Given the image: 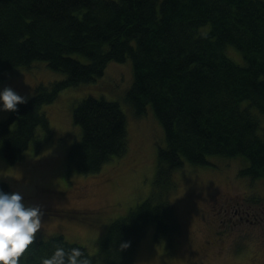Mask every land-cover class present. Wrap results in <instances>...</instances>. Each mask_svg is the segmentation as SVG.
<instances>
[{
	"label": "trees",
	"instance_id": "trees-1",
	"mask_svg": "<svg viewBox=\"0 0 264 264\" xmlns=\"http://www.w3.org/2000/svg\"><path fill=\"white\" fill-rule=\"evenodd\" d=\"M127 58L133 82L125 99L139 117L151 106L165 136L150 194L109 224L95 254L56 234L37 237L23 264H39L56 244L81 248L92 264H133L150 227L169 243L180 228L174 173L186 163L239 158L242 176L264 178V0H0V81L36 61L65 74L37 84L27 104L0 119V154L15 163L32 144L39 150L55 135L44 106ZM73 119L81 137L67 150L69 171L96 174L127 154L128 117L118 101L87 95ZM0 189L13 191L2 180Z\"/></svg>",
	"mask_w": 264,
	"mask_h": 264
},
{
	"label": "rangeland",
	"instance_id": "rangeland-1",
	"mask_svg": "<svg viewBox=\"0 0 264 264\" xmlns=\"http://www.w3.org/2000/svg\"><path fill=\"white\" fill-rule=\"evenodd\" d=\"M226 53L235 62H244L235 46L228 45ZM64 77L46 62L36 61L28 69L10 71L0 88L10 86L31 97L37 84ZM132 82L131 58L109 62L103 76L63 89L44 106L55 133L52 140L39 150L32 144L25 158L15 163L0 154V180L20 192L27 205L39 204L46 211L37 237L63 234L95 254L109 224L150 194L165 136L151 106L139 117L126 101ZM87 95L118 101L128 117L127 154L96 174L69 171L66 157L69 146L81 137L73 108ZM9 114L0 112V119ZM211 162L208 166L186 163L175 171L177 188L171 197L180 219L179 232L168 243L157 240L150 227L133 264H264V212L255 215L264 209V178L242 176L244 162L239 158L213 157ZM236 209L239 214L234 215ZM245 209L250 217L241 219L240 211Z\"/></svg>",
	"mask_w": 264,
	"mask_h": 264
},
{
	"label": "clouds",
	"instance_id": "clouds-1",
	"mask_svg": "<svg viewBox=\"0 0 264 264\" xmlns=\"http://www.w3.org/2000/svg\"><path fill=\"white\" fill-rule=\"evenodd\" d=\"M10 86L0 88V112H16L18 105L27 104ZM44 212L39 204L27 205L20 192L0 189V264H23L25 254L41 232ZM129 247L128 243L121 248ZM39 264H92L79 247L54 245L51 255L41 257Z\"/></svg>",
	"mask_w": 264,
	"mask_h": 264
},
{
	"label": "flooded vegetation",
	"instance_id": "flooded-vegetation-1",
	"mask_svg": "<svg viewBox=\"0 0 264 264\" xmlns=\"http://www.w3.org/2000/svg\"><path fill=\"white\" fill-rule=\"evenodd\" d=\"M234 212H235L234 215L239 214V210H238V209H236ZM240 212H241V213H240L239 216H240L241 219H243L245 216H249V215H250V210H249V209H245L244 211H240ZM263 212H264V209H263V210L261 209L260 211H256V212H255L256 217H258V215L262 214ZM243 213H244L245 215H244ZM231 217H232V216H231ZM231 217H230V218H231ZM249 217H250V216H249ZM260 217H261V216H260ZM230 220H231V219H230Z\"/></svg>",
	"mask_w": 264,
	"mask_h": 264
}]
</instances>
